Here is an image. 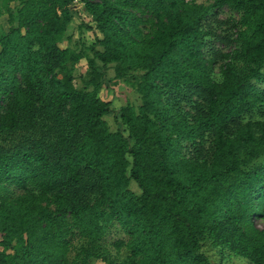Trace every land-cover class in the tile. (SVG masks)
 I'll use <instances>...</instances> for the list:
<instances>
[{
    "label": "trees",
    "instance_id": "obj_1",
    "mask_svg": "<svg viewBox=\"0 0 264 264\" xmlns=\"http://www.w3.org/2000/svg\"><path fill=\"white\" fill-rule=\"evenodd\" d=\"M4 15L0 264H211L206 243L264 264V0H0ZM113 84L135 102L102 100Z\"/></svg>",
    "mask_w": 264,
    "mask_h": 264
},
{
    "label": "rangeland",
    "instance_id": "obj_2",
    "mask_svg": "<svg viewBox=\"0 0 264 264\" xmlns=\"http://www.w3.org/2000/svg\"><path fill=\"white\" fill-rule=\"evenodd\" d=\"M81 5L77 4L76 8H80ZM218 19L224 20L227 19L228 17H232L234 19L237 18V15L227 8H223L220 11L217 12ZM79 23V20L76 19L75 24L77 25ZM7 28V18L6 16L0 17V29ZM73 28L72 26L70 27L69 31H72ZM84 39L90 38L89 32H84L83 33ZM74 40L78 39V36L76 35ZM215 48H221L219 44H214ZM81 65L78 68L77 71V76L85 71L84 67V61L81 62ZM110 75H112V71L109 72ZM77 83L80 85V79L77 78ZM99 97L104 100V101H110L112 103V108L118 109L121 106L125 105L128 102L134 103L135 102V97L131 92V89L120 84V85H112L109 90H106L105 88L99 92ZM109 128L114 131L116 130V125L113 122L112 117H106L105 118ZM130 190L134 192L135 194H139V190L135 186L134 183L130 184ZM255 223L257 224L258 227H261V223L255 219ZM127 240V236L123 233V231L118 227L117 224H115L114 227H112L108 233L106 234L104 238V243L105 246L107 247L109 254L111 256H114L116 254L115 249L113 247V243L117 241H122L125 242ZM204 253L208 256L211 264H248V262L243 259V258H235L232 256H221L216 249H213L208 243H206L203 247ZM124 250L121 249L120 254L123 255Z\"/></svg>",
    "mask_w": 264,
    "mask_h": 264
}]
</instances>
